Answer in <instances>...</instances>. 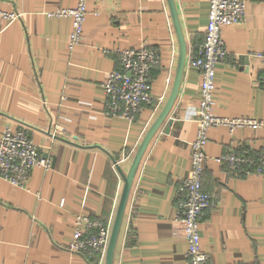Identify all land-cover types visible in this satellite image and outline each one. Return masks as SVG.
Masks as SVG:
<instances>
[{
	"label": "crops",
	"instance_id": "1",
	"mask_svg": "<svg viewBox=\"0 0 264 264\" xmlns=\"http://www.w3.org/2000/svg\"><path fill=\"white\" fill-rule=\"evenodd\" d=\"M77 0H0L19 20L0 21V133L22 126L50 162L34 167L25 188L0 179V264H92L67 249L75 216L112 225L122 179L143 136L172 88L178 43L166 0H89L79 45L68 51L69 17L48 12ZM186 43L176 99L136 169L112 264H188L176 203L196 133L199 73L188 60L205 39L208 0H173ZM245 17L222 37L228 59L215 66L212 112L264 119V0H245ZM156 47L149 74L153 103L134 121L104 111L105 76L119 68L116 53ZM154 107L156 109L154 110ZM60 134L51 136L54 128ZM239 146L264 148V129L208 130L203 190L214 206L200 216L199 236L209 264H264V180L237 177L215 161Z\"/></svg>",
	"mask_w": 264,
	"mask_h": 264
},
{
	"label": "built area",
	"instance_id": "2",
	"mask_svg": "<svg viewBox=\"0 0 264 264\" xmlns=\"http://www.w3.org/2000/svg\"><path fill=\"white\" fill-rule=\"evenodd\" d=\"M89 0H77L72 8L48 12L53 17H69L71 28L66 41L68 51L79 45L83 37V24L88 14ZM245 0H208L205 39L188 60V66L199 73V102L196 109V133L190 143L189 167L180 184L183 193L176 203L178 228L173 232L187 245L188 264H209L208 256L202 250L199 236L200 216L204 210L213 207L214 199L206 193L201 184L206 155L204 147L208 130L213 126H224L231 133L237 128L264 129V119L247 116L236 118L218 117L212 112L215 90V66L228 59V51L222 37V30L239 25L245 17ZM18 11L0 10V21L19 20ZM119 68L110 71L101 83L104 93V111L107 116L134 121L145 105L153 103L149 93V74L158 65L160 51L156 47L143 45L116 52ZM252 56L264 58V53ZM264 88V76L256 83ZM156 107H154V110ZM57 127L52 137L59 135ZM215 161L227 166L237 177L258 176L264 180V148L254 150L239 146L224 152ZM39 166L50 169V162L44 158L39 147L29 138L22 126L11 128L5 125L0 133V179L9 185L25 188L30 171ZM111 226L84 214L75 216L72 240L67 249L92 264H104Z\"/></svg>",
	"mask_w": 264,
	"mask_h": 264
},
{
	"label": "water",
	"instance_id": "3",
	"mask_svg": "<svg viewBox=\"0 0 264 264\" xmlns=\"http://www.w3.org/2000/svg\"><path fill=\"white\" fill-rule=\"evenodd\" d=\"M166 2H167L168 10L170 13L173 29L176 35L177 43H178V59H177L173 84H172L171 91L169 93V96L164 106L162 107L158 115L156 116L155 120L149 126L147 131L145 132L143 139L141 140L138 148L136 149L135 154L131 160V163L126 173H122L119 167L117 168L118 171L120 172V177L122 179V189L120 192L114 219L111 225L110 236H109V240H108V244L106 248L104 264H112L114 249H115L116 242L119 236L122 219L124 216L125 208L127 205V200L129 197L131 186H132V181H133L136 169L138 167V164L152 136L159 129V127L162 125V123L166 119L168 113L170 112V109L172 108V105L178 94L179 86L181 83L182 73L184 70L185 59H186V43L184 40L182 30L180 28L174 2L173 0H166Z\"/></svg>",
	"mask_w": 264,
	"mask_h": 264
}]
</instances>
